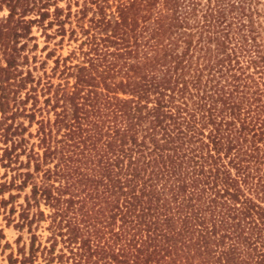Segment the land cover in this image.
Listing matches in <instances>:
<instances>
[{
    "label": "trees",
    "instance_id": "1",
    "mask_svg": "<svg viewBox=\"0 0 264 264\" xmlns=\"http://www.w3.org/2000/svg\"><path fill=\"white\" fill-rule=\"evenodd\" d=\"M2 257L264 264V0H0Z\"/></svg>",
    "mask_w": 264,
    "mask_h": 264
},
{
    "label": "rangeland",
    "instance_id": "2",
    "mask_svg": "<svg viewBox=\"0 0 264 264\" xmlns=\"http://www.w3.org/2000/svg\"><path fill=\"white\" fill-rule=\"evenodd\" d=\"M36 36L39 37V33H36ZM38 43H39V47L40 48L43 47L44 43H43V38L42 37H39L38 38ZM67 51H68V47H64L63 50L60 53H62L63 55H65V54H67ZM49 65H51V63H49ZM4 233H5V236H6V240L9 243H11L12 246L14 247L13 242H14V240L17 237V232L14 231L12 228H6L4 230ZM42 235H46V234L45 233H42ZM24 238H26V235H24ZM0 264H7L3 257H2V259L0 261Z\"/></svg>",
    "mask_w": 264,
    "mask_h": 264
}]
</instances>
